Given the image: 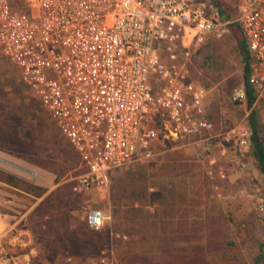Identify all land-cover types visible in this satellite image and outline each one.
Returning a JSON list of instances; mask_svg holds the SVG:
<instances>
[{
	"label": "built area",
	"instance_id": "built-area-1",
	"mask_svg": "<svg viewBox=\"0 0 264 264\" xmlns=\"http://www.w3.org/2000/svg\"><path fill=\"white\" fill-rule=\"evenodd\" d=\"M230 23L197 0H0V52L77 156L72 193L102 191L114 170L149 160L156 146L200 138L211 145L206 92L188 78V65L194 49ZM233 24L264 123V0H238ZM231 98L246 102V86ZM236 143L246 147L248 132L239 131ZM257 210L264 213V199ZM97 213L105 225L93 208L89 229ZM31 242L18 229L0 234V264H33ZM110 256L101 251L89 264Z\"/></svg>",
	"mask_w": 264,
	"mask_h": 264
},
{
	"label": "rangeland",
	"instance_id": "rangeland-1",
	"mask_svg": "<svg viewBox=\"0 0 264 264\" xmlns=\"http://www.w3.org/2000/svg\"><path fill=\"white\" fill-rule=\"evenodd\" d=\"M217 1L225 16L220 20L231 23L221 36L209 37L188 65V78L206 92L204 111L213 124V143L206 145L200 138L156 146L149 160L113 171L102 191L72 193V180L81 173L77 156L0 52V170L25 182L12 187L0 181V196L24 206L17 216L37 198L42 200L32 223L43 253L34 264H89L109 249L107 264H148L146 255H167L171 264H254L264 255V213L257 210L264 199V176L249 144L236 143L239 131L249 137L247 121L253 109L231 98L243 83L240 37L232 25L238 0ZM197 3L216 14L209 0ZM38 169L55 174L61 203H53L48 189L24 179L40 173ZM135 205L140 209L132 212ZM93 208L106 217L101 232L84 222ZM175 209L180 221L167 234L160 219L171 220ZM109 229L128 237L123 240L129 245L128 256L126 246L110 238ZM64 254L73 258L70 263ZM258 262L264 264V258Z\"/></svg>",
	"mask_w": 264,
	"mask_h": 264
},
{
	"label": "crops",
	"instance_id": "crops-1",
	"mask_svg": "<svg viewBox=\"0 0 264 264\" xmlns=\"http://www.w3.org/2000/svg\"><path fill=\"white\" fill-rule=\"evenodd\" d=\"M216 14L218 15L217 11H216ZM219 19H220V17H219ZM224 19H221V20H224ZM226 21H228V20H226ZM238 31L240 33L239 28H238ZM199 48L200 47H198L197 49H194V51L192 52L191 59L193 58V55L196 53V51ZM194 83L196 85H198L196 82H194ZM206 97L207 96H205V99H206ZM205 99H204V102H203L204 106H205V103H206ZM251 108L253 109V111L255 113L257 112L253 105H252ZM256 116H257V113H256ZM257 118H258L259 127H260L261 130L263 129V133H264V123L259 119V115L257 116ZM261 130H259V135L262 133ZM210 136L212 138V143H213V140L215 138V136L213 135V131H212ZM179 142L180 141H178V142L177 141L176 142H168L167 144H178ZM167 144H166V146H167ZM248 144H249V142H248ZM165 147H163V148H165ZM37 171H39L40 173L37 174L34 171L33 172L34 176L32 178H24V179H26L27 181H31V182L35 183V185H38L42 189L43 188L44 189H48L46 194L48 196H50V198L53 201V203L58 204V202H60L63 199L62 198V193L63 192H61V190H62L61 183H57L55 174H53L52 172L48 171L47 169H43V170L42 169H38ZM41 201L42 200L40 198H37L36 199V203L24 215L17 216L16 213H18V211H20L19 207H24V206L21 205V204H13V202H11L10 200L4 199V198H2L0 196V234L3 235V233L5 231L11 230V229H18L20 231H23L25 234L30 235L31 238H32V242L30 243V247L29 248H33L34 250L37 251V253H38L37 260L40 257H42L43 248L41 246L40 241H38V239H37V231H38V229L35 228L36 225H35V223H32V221L36 220L39 217V212H38L37 209H38V205L40 204ZM16 207H18V208H16ZM145 208L148 209L149 213H151V214L154 213V210H153V208H151V206L150 207L147 206ZM138 209H140V207L135 205L131 211L132 212H137ZM177 213H178V211L175 209L174 210V216L171 218V220L170 219H168V220L167 219H160L163 224L162 225L160 223L159 224H160L161 227H164L165 233H167L166 230H168V232H169L172 228L174 230L177 229V223H178V221H180V220H178L179 217L177 216ZM19 214H20V212H19ZM68 227H70V226H68ZM102 230H104V229H102ZM111 234L114 236V235H120V234L123 235L124 233H119V232L115 233V231H112L111 229H109V236H111ZM174 236L176 238V231L174 233ZM24 252H25V250H19L18 249L15 253L19 254V256H21V254H23ZM64 259L66 261H69V260L72 261L71 259H73V258H71V256H69L67 254L66 255L64 254ZM37 260H35L34 262H36ZM70 261L68 263H70Z\"/></svg>",
	"mask_w": 264,
	"mask_h": 264
},
{
	"label": "trees",
	"instance_id": "trees-1",
	"mask_svg": "<svg viewBox=\"0 0 264 264\" xmlns=\"http://www.w3.org/2000/svg\"><path fill=\"white\" fill-rule=\"evenodd\" d=\"M209 1L215 7L219 17L221 19H224L225 16H224L223 10L221 9L218 1L217 0H209ZM232 25L234 27H236L237 30H238V26L236 24H232ZM238 34H239V37H240L239 47H240V50H241L242 63H243V81L242 82L246 86V106H247L248 109H251V107H252V105L254 103L255 95H254L253 89L248 84L250 58H249L248 51H247V49L245 47L244 41H243L239 31H238ZM247 125H248V128H249L248 129L249 130V137H248L249 146H250V149H251V151H252V153L254 155L256 164H257V166L259 168V171L264 176V142H263L261 136L259 135L260 127H259V123H258V118H257L256 113L254 111H252L250 113V115L248 117ZM0 181H3L4 183H6V184H8V185H10L12 187H19V185L21 183H25V182H22L19 179H17L15 176L3 172L2 170H0ZM115 233H117V232H115ZM121 236H125V234H123ZM127 238L128 237L126 236V239ZM115 239H118V240H116V242L122 243V244H124L126 246L127 251H125V254L126 255L129 254V251H128V246L129 245L126 242L123 241L124 239H122L121 237L120 238H115ZM171 239H169V240H171ZM121 240H122V242H121ZM173 240L174 239H172V241ZM174 242H176V240H174ZM167 245L168 246L170 245L169 246L170 249H174V250L177 249V248L175 249L174 246H172L171 244H167ZM120 248H123V246H120ZM146 253H149V252H146ZM144 257H145V259H147V263L148 264H163V263H166L167 261H169L170 264L172 263L171 257H169L167 255H165L164 258H162L161 256H156V255H154V256L153 255L152 256H147L146 255ZM146 257H148V258H146ZM137 258H139V257H137ZM262 258H264V255H259V257L257 256L254 264H259L258 260L262 259Z\"/></svg>",
	"mask_w": 264,
	"mask_h": 264
},
{
	"label": "clouds",
	"instance_id": "clouds-1",
	"mask_svg": "<svg viewBox=\"0 0 264 264\" xmlns=\"http://www.w3.org/2000/svg\"><path fill=\"white\" fill-rule=\"evenodd\" d=\"M89 227L97 232L101 231L105 225L104 222L101 219V214L97 213L95 217L92 215L89 216V221H88Z\"/></svg>",
	"mask_w": 264,
	"mask_h": 264
}]
</instances>
